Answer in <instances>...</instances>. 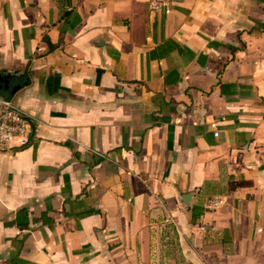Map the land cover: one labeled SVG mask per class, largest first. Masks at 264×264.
I'll list each match as a JSON object with an SVG mask.
<instances>
[{
  "label": "crops",
  "instance_id": "obj_1",
  "mask_svg": "<svg viewBox=\"0 0 264 264\" xmlns=\"http://www.w3.org/2000/svg\"><path fill=\"white\" fill-rule=\"evenodd\" d=\"M3 70L0 264H264V0H0Z\"/></svg>",
  "mask_w": 264,
  "mask_h": 264
},
{
  "label": "built area",
  "instance_id": "obj_2",
  "mask_svg": "<svg viewBox=\"0 0 264 264\" xmlns=\"http://www.w3.org/2000/svg\"><path fill=\"white\" fill-rule=\"evenodd\" d=\"M173 0H148L149 9L160 12ZM32 119L15 103L13 97L0 96V152L20 149L28 145Z\"/></svg>",
  "mask_w": 264,
  "mask_h": 264
},
{
  "label": "water",
  "instance_id": "obj_3",
  "mask_svg": "<svg viewBox=\"0 0 264 264\" xmlns=\"http://www.w3.org/2000/svg\"><path fill=\"white\" fill-rule=\"evenodd\" d=\"M1 75L2 76L0 77V80L2 82H5L6 84H8L10 78L20 79L19 82H16V84H14L8 94H0V96L5 98L12 97L15 92H17L21 87H23L27 83L26 79L23 80L24 73H21L20 71L3 70L1 71ZM180 199L185 206H188L191 200V194H183L180 196Z\"/></svg>",
  "mask_w": 264,
  "mask_h": 264
},
{
  "label": "flooded vegetation",
  "instance_id": "obj_4",
  "mask_svg": "<svg viewBox=\"0 0 264 264\" xmlns=\"http://www.w3.org/2000/svg\"><path fill=\"white\" fill-rule=\"evenodd\" d=\"M1 71H0V77H1ZM20 79H15V78H10L8 81V84H6L5 82H2L0 80V94H8L11 90V88L14 86V84H16V82H19Z\"/></svg>",
  "mask_w": 264,
  "mask_h": 264
}]
</instances>
